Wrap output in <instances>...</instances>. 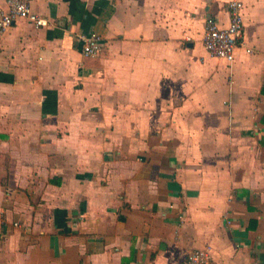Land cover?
<instances>
[{
    "label": "crops",
    "instance_id": "obj_1",
    "mask_svg": "<svg viewBox=\"0 0 264 264\" xmlns=\"http://www.w3.org/2000/svg\"><path fill=\"white\" fill-rule=\"evenodd\" d=\"M229 1L33 0L0 37V264H264V0L231 62Z\"/></svg>",
    "mask_w": 264,
    "mask_h": 264
},
{
    "label": "built area",
    "instance_id": "obj_2",
    "mask_svg": "<svg viewBox=\"0 0 264 264\" xmlns=\"http://www.w3.org/2000/svg\"><path fill=\"white\" fill-rule=\"evenodd\" d=\"M33 0H5L6 6L0 5V37L17 19H26L36 27L47 25L48 21L35 14L30 7ZM243 4L239 0H230L227 4L229 21L226 26H219L212 17L205 20L202 43L206 52L215 58L233 61L238 41L243 37ZM81 52L85 57H96L101 53L103 38L99 33H80ZM247 52L251 49L246 48ZM0 220L2 215L0 212ZM18 226V223H14ZM182 264H217L212 256L210 245L194 248L188 252Z\"/></svg>",
    "mask_w": 264,
    "mask_h": 264
}]
</instances>
